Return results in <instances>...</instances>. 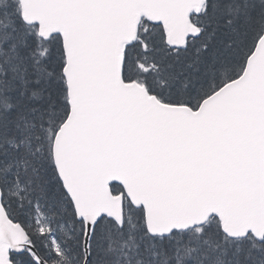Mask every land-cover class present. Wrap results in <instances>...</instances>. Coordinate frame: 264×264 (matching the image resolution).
Wrapping results in <instances>:
<instances>
[{"label": "snow or ice", "instance_id": "1", "mask_svg": "<svg viewBox=\"0 0 264 264\" xmlns=\"http://www.w3.org/2000/svg\"><path fill=\"white\" fill-rule=\"evenodd\" d=\"M0 264H264V0H0Z\"/></svg>", "mask_w": 264, "mask_h": 264}]
</instances>
